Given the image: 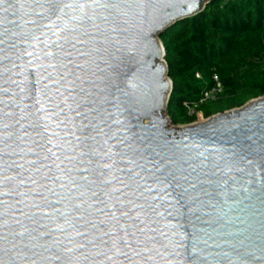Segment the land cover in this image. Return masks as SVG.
<instances>
[{"label":"water","instance_id":"1","mask_svg":"<svg viewBox=\"0 0 264 264\" xmlns=\"http://www.w3.org/2000/svg\"><path fill=\"white\" fill-rule=\"evenodd\" d=\"M212 1L0 0V264H264V96L167 112Z\"/></svg>","mask_w":264,"mask_h":264},{"label":"trees","instance_id":"2","mask_svg":"<svg viewBox=\"0 0 264 264\" xmlns=\"http://www.w3.org/2000/svg\"><path fill=\"white\" fill-rule=\"evenodd\" d=\"M173 91L168 116L177 125L240 108L264 96V0H216L160 37ZM213 99L202 101L216 86ZM194 109V113L190 109Z\"/></svg>","mask_w":264,"mask_h":264},{"label":"built area","instance_id":"3","mask_svg":"<svg viewBox=\"0 0 264 264\" xmlns=\"http://www.w3.org/2000/svg\"><path fill=\"white\" fill-rule=\"evenodd\" d=\"M215 81H216V86L211 89L210 91L204 93L202 101H205L207 99H213V95L215 96L220 90H221V85L218 82L217 77H215ZM191 113H194V109L189 108Z\"/></svg>","mask_w":264,"mask_h":264},{"label":"rangeland","instance_id":"4","mask_svg":"<svg viewBox=\"0 0 264 264\" xmlns=\"http://www.w3.org/2000/svg\"><path fill=\"white\" fill-rule=\"evenodd\" d=\"M215 96H216V95H215ZM215 96L213 95V98H214ZM206 119H208V118L204 117V115H203L201 112H198V113H197V120H196L195 122L191 123V124H195V123H198V122H202V121H205ZM174 125L177 126V124H174ZM188 125H189V124H188ZM180 126H182V125H180Z\"/></svg>","mask_w":264,"mask_h":264},{"label":"bare ground","instance_id":"5","mask_svg":"<svg viewBox=\"0 0 264 264\" xmlns=\"http://www.w3.org/2000/svg\"><path fill=\"white\" fill-rule=\"evenodd\" d=\"M172 127V126H171Z\"/></svg>","mask_w":264,"mask_h":264}]
</instances>
